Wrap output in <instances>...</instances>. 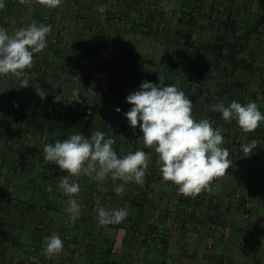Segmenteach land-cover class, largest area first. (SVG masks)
<instances>
[{
  "label": "crops",
  "instance_id": "crops-1",
  "mask_svg": "<svg viewBox=\"0 0 264 264\" xmlns=\"http://www.w3.org/2000/svg\"><path fill=\"white\" fill-rule=\"evenodd\" d=\"M3 2L0 27L10 34L32 23L50 24L52 31L47 47L25 70L28 90L20 88L11 74L0 76L1 114L19 120L14 130L0 129V257L14 262L29 244L34 248L31 258L45 264H264V122L254 132L244 133L235 120L224 121L212 110L215 104L227 106L236 100L255 102L264 114V0H203L200 8L194 0H182L178 6L171 0H62L55 9L37 0ZM116 10L127 20L120 31L110 24ZM87 16L99 31L96 37L84 26ZM262 17L245 54L253 63L249 72L235 70L229 78L210 65L212 55L181 63L172 77L164 73L158 78L145 71V64L155 62L151 54L139 53L138 46L151 35L161 43L159 65L170 67L186 40L204 44L240 36ZM134 36L140 40L133 41ZM107 49L117 53L107 68L109 92L104 82L92 80ZM144 79L176 85L192 100L197 121L208 119L223 130L222 146L229 149L233 163L225 176L213 181L212 192L193 199L163 181L157 154L144 146L139 127L132 129L124 118L132 107L127 95L139 90ZM39 87L48 93L44 99L36 93ZM56 95L60 102H54ZM121 104L125 109L117 112ZM43 114H60L63 120L53 122ZM94 130L112 138L121 157L137 150L149 154L145 182L75 178L81 186L75 197L81 215L69 223V197L59 188L60 177L67 173L44 160L43 146L77 132L90 136ZM245 139L259 140L260 145L247 157L241 148ZM229 140L238 144L231 146ZM98 205L124 208L129 214L120 223L99 225ZM52 233L60 236L64 249L47 259L43 244Z\"/></svg>",
  "mask_w": 264,
  "mask_h": 264
},
{
  "label": "clouds",
  "instance_id": "clouds-1",
  "mask_svg": "<svg viewBox=\"0 0 264 264\" xmlns=\"http://www.w3.org/2000/svg\"><path fill=\"white\" fill-rule=\"evenodd\" d=\"M21 4L29 0H19ZM48 9L59 7L62 0H37ZM5 7L0 0V9ZM52 31L50 24L32 23L10 34L0 27V76L9 74L20 81V88L29 86L26 69L35 63V54L47 47V36ZM38 96L44 99L47 91L39 87ZM60 95L54 102H60ZM126 102L132 107L124 116L132 129L139 127L143 144L157 154L156 164L163 181L178 186V192L185 197L195 199L202 192H212V183L225 176L232 166L229 149L225 143L221 128H214L208 119L197 121L193 114V102L174 84H154L142 81L139 90L130 92ZM222 119L236 124L244 133L254 132L262 122L257 103L242 104L236 100L227 106L218 103L212 106ZM120 112V108H116ZM115 141L106 133L94 130L90 136L79 132L63 140L43 146V158L48 164H55L66 176L60 177L59 188L69 197L67 212L69 223H74L81 215V205L75 198L81 191L75 178L87 176L100 183L107 179L143 185L150 163V156L142 150L130 152L123 157L113 149ZM255 139L241 146L246 157L258 147ZM72 178V179H70ZM115 191H121L117 185ZM124 208L106 209L97 206L99 225L116 224L128 216ZM64 242L56 233L45 237L43 254L47 259L59 256ZM39 264L37 257H32Z\"/></svg>",
  "mask_w": 264,
  "mask_h": 264
},
{
  "label": "trees",
  "instance_id": "trees-1",
  "mask_svg": "<svg viewBox=\"0 0 264 264\" xmlns=\"http://www.w3.org/2000/svg\"><path fill=\"white\" fill-rule=\"evenodd\" d=\"M202 1L203 0H194V3L198 8H200ZM261 20H263V17L257 20V22L252 23L248 30L240 36L219 37L215 42L204 44H195L186 40L182 44V49L178 53L177 57L173 59V64L170 66L172 71H178L180 64L183 62L192 63L195 61H203L207 55H212L210 65H213L221 72H225L229 78L234 75L235 70L240 72L251 71L253 69V63L246 60L245 54L251 44L252 33L255 29H257ZM186 39H188V37ZM106 82H108V88L106 91L109 92L112 89V86L110 87L111 81L108 77ZM29 87L30 86L26 87V89L28 90ZM43 117L53 122L63 120L60 114L58 116H54L53 114H43ZM18 123L19 120H9V118L1 114L0 110V129L9 128L14 130L12 126Z\"/></svg>",
  "mask_w": 264,
  "mask_h": 264
},
{
  "label": "rangeland",
  "instance_id": "rangeland-1",
  "mask_svg": "<svg viewBox=\"0 0 264 264\" xmlns=\"http://www.w3.org/2000/svg\"><path fill=\"white\" fill-rule=\"evenodd\" d=\"M171 3L176 5V6H178V5H180L182 3V0H171ZM120 14L123 15L122 13H120ZM124 28L125 27H123L121 30H123ZM114 30L118 31L117 29H114ZM14 32H15V29H14L13 33ZM134 37H136V36H134ZM134 40L139 41L140 39L136 37V38L133 39V41ZM160 46H161V43H159V40H157V38L154 39L152 35H151V37H148L146 41H143V42H141V44H139L138 52L141 53V54H151L153 59H154V62H155L154 65L153 64H145V71L148 72L149 74L155 75L158 78L161 75H164V73L169 74V77H172V76H174V74H173V71L169 67V63H165L164 64L165 67H161L159 65L160 57H161V54H162V51L160 50ZM103 54H106V55L107 54H111L110 49L105 50ZM106 55H104V56H106ZM144 81H148V80L144 79ZM178 85L182 86V83L179 82ZM117 108H120L121 111H122V110L125 109V104L118 105ZM250 141H249V139H245L244 144H247ZM257 141H259V140H257ZM231 146H236V145L233 144ZM259 148H260V146L257 147L256 149H259ZM262 166H263L262 163H260V168H262ZM259 170H261V169H259ZM261 188L264 189L263 187H261ZM256 189H258V186H257ZM2 246L3 245H2V243L0 241V253H2ZM33 249L34 248L32 246H30L29 244L24 245L23 250H21L17 254L16 258L14 257L15 258L14 262H12V260L11 261L4 260L3 258L0 257V264H35L34 262H32L33 260H32V258L30 256V255L33 254L32 253ZM39 264H45V263H42L40 261Z\"/></svg>",
  "mask_w": 264,
  "mask_h": 264
},
{
  "label": "built area",
  "instance_id": "built-area-1",
  "mask_svg": "<svg viewBox=\"0 0 264 264\" xmlns=\"http://www.w3.org/2000/svg\"><path fill=\"white\" fill-rule=\"evenodd\" d=\"M120 10H116L115 13L113 14L112 18H111V27L112 29H117L118 31H120L123 27H125L127 25V20L126 18L120 14ZM83 22H84V26L86 28H88L89 30V33L96 37L98 34H99V31L95 25V22L92 18L90 17H86L83 19ZM19 29V28H15V31ZM84 37L82 36V39ZM53 42H55V39H53ZM111 51V54H107L103 60V66L102 68L95 72L93 75H92V80L93 81H99V82H104V88L107 89L108 88V82H106V79L108 77V74H107V68H110V61L111 60H116V52L112 49H110ZM74 80H77V77L74 78ZM4 86V82L2 80H0V88H2ZM128 111V110H127ZM125 111V113L127 112ZM124 118L126 119V117L124 116ZM127 120V119H126ZM228 142V141H227ZM229 143L231 144H238L237 141H233V140H229ZM260 145L258 144V147ZM237 197H240V194L237 195ZM245 217L246 218H249L250 215L248 212H245Z\"/></svg>",
  "mask_w": 264,
  "mask_h": 264
}]
</instances>
